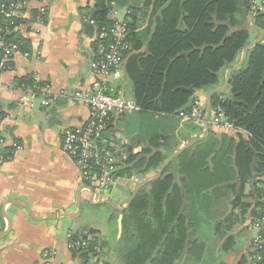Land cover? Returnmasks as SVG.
Segmentation results:
<instances>
[{
	"label": "crops",
	"instance_id": "crops-1",
	"mask_svg": "<svg viewBox=\"0 0 264 264\" xmlns=\"http://www.w3.org/2000/svg\"><path fill=\"white\" fill-rule=\"evenodd\" d=\"M259 4L260 0L251 3V11L247 16L243 14V30L248 32L249 43L264 33L254 24ZM94 6L95 0H31L29 9L22 16L21 28L16 33L27 42L29 56L14 55L9 69L0 72V109L5 115L0 123V134L4 139L1 149L15 148L10 160L0 157V264H44L47 253H53V264H119L121 260H117L116 255L125 260L130 246L127 237L131 233L128 209L124 212L115 210V219L91 211V208L101 204L93 201L92 193L82 187L78 180V166L61 149L64 130L82 126L88 118V108L78 100L77 94L91 95L92 85L97 80L91 65L99 54L98 49H94L98 33L94 27L91 34L84 29V25H93L90 18ZM133 6L139 12L135 31L146 37L139 52H132L131 47L129 54L147 55L159 12L153 14L149 10L144 15L141 12L143 0H127L122 7H111L107 19L123 20L129 7ZM119 10L124 11L121 19L117 17ZM38 15L42 18L40 24L35 20ZM240 54L229 68L222 71L217 87L223 85L226 71L238 63ZM127 60H124L121 78L113 84L112 95L133 103L137 109L122 114V119V115L115 116L106 133L118 147L138 154L149 148L148 141L155 131L159 132L161 140L165 137L162 145L169 141L172 118H149L140 112L134 100L133 85L125 74ZM26 77H30L35 85L21 84L20 80ZM28 93L32 98L27 97ZM207 93L196 91L194 101H201L205 107ZM230 93L228 87L221 94L222 98H230ZM42 101H49V104L42 106ZM176 116L173 122L178 125L174 135L179 145L176 148L172 145L174 152L188 142L184 137L195 139L203 135V129H192L195 131L190 134L189 127L181 122L178 113ZM212 116L209 133L216 136L219 145L225 142L236 144L239 138L248 139L240 129L224 132L212 126ZM120 133L126 135L121 137ZM194 153L196 151L190 148L189 156ZM137 179L135 176L129 179L128 187L124 183L125 193L123 198L118 199L116 208L126 206L132 191L142 183ZM261 179L264 178L255 179L245 186L241 203L249 202L247 197H250L255 183L260 185L258 182ZM238 194L239 191H236L233 198H228V207L235 203ZM125 200L126 203H123ZM230 209L232 216L239 219L234 223L238 232L235 230L226 236L233 238L231 250L222 251L224 240L213 239L207 233L206 241L197 240L202 245L200 253L191 256L192 261L188 263L186 259V264H238L240 260H244L243 264L249 263L250 250L247 233L244 226L241 227L243 219L240 210L232 206ZM108 224L114 226L113 241L108 237ZM209 224H212L211 221H208ZM69 237L93 242L92 252L85 254L87 252L70 249Z\"/></svg>",
	"mask_w": 264,
	"mask_h": 264
},
{
	"label": "trees",
	"instance_id": "trees-1",
	"mask_svg": "<svg viewBox=\"0 0 264 264\" xmlns=\"http://www.w3.org/2000/svg\"><path fill=\"white\" fill-rule=\"evenodd\" d=\"M114 2L119 8L127 0ZM94 7L90 18L93 25H84L88 34L93 27L99 33L114 23L107 19L111 11L108 2L95 0ZM149 10L153 14L159 12L160 17L148 44V54L130 56L127 52L124 55V60L128 58L125 74L133 85L134 100L140 112L149 118L171 117L172 135L162 145L159 132L155 131L148 141L149 148L138 154L125 149L126 160L119 164L118 177L130 178L134 173L147 175L160 168L174 152L172 145H179L174 135L178 124L173 122L177 113L196 91L209 92L216 88L222 71L229 68L249 44L248 32L243 30V14L247 16L251 11L249 0H143L141 12L146 15ZM137 13L136 7H129L125 17L132 52H139L146 37L135 31ZM254 24L264 31V14H257ZM6 38L27 52V42L16 33ZM97 46L96 40L94 49ZM245 61L229 80L231 97L213 96L211 115L221 110L233 127L244 131L248 139L239 138L236 144L219 145L216 136L209 133L203 142L191 148L196 153L189 156V149L174 158L157 180L138 192L127 210L131 233L127 237L130 246L124 264H180L182 261L186 264V259L187 263L192 261L191 256L202 249L193 238L195 227L200 221L204 224L210 221L219 198H233L236 191L239 194L230 205L240 210L242 219L248 217L254 221L264 216V183H255L250 204L240 202L245 186L264 178V44L249 50ZM20 83L29 87L35 85L30 77L21 79ZM4 117L0 109V119ZM114 118L109 116L102 134L106 144L100 142L98 148L110 149L109 141L114 142L106 133ZM187 129L190 134L195 131ZM184 140L192 139L184 137ZM13 150L12 147L0 149L2 160H10ZM236 221L239 219L230 215L214 224V233L220 232L219 238L224 240L222 251L232 248L233 238L226 236ZM88 244L90 247L85 254L93 250V242ZM258 256L260 261H256ZM243 262L240 260L238 264ZM248 264H264V246L260 251H251Z\"/></svg>",
	"mask_w": 264,
	"mask_h": 264
},
{
	"label": "built area",
	"instance_id": "built-area-1",
	"mask_svg": "<svg viewBox=\"0 0 264 264\" xmlns=\"http://www.w3.org/2000/svg\"><path fill=\"white\" fill-rule=\"evenodd\" d=\"M111 7L115 6L114 0H104ZM255 4L257 0H249ZM31 0H0V72L9 69L13 56L21 54L28 58L29 53L23 52L20 46L8 40L7 35L17 33L21 28L22 16L29 9ZM264 0L256 9L262 13ZM128 13V12H127ZM42 15V14H41ZM41 15L35 17L38 24L41 23ZM113 24L109 29H102L96 36L98 42V57L91 67L95 82L92 85L91 95L77 94L78 100L88 108V118L82 126L64 130L61 144L62 152L78 166V180L84 189L91 191L92 200L99 202L101 193L109 191L116 183L118 171L122 161L126 160V150L122 146L109 142L108 148H98V143L103 145L106 141L102 134L106 129L109 116H119L136 110L137 107L120 96L112 95L113 84L121 78L124 55L129 52L131 46L128 42L127 21L112 18ZM104 42H108L104 44ZM28 98L32 95L28 93ZM49 101H42V106H47ZM204 105L195 100L190 110L186 113H178L182 123L202 125L204 117ZM211 125L224 131L234 129L230 121L221 110L212 114ZM2 119H0V123ZM4 146V139L0 136V149ZM264 209V206H263ZM251 235L250 248L260 251L264 246V216L256 219L248 227ZM250 236V234H249ZM69 248L77 252H85L89 248L88 242L68 238ZM53 253L45 255L44 264H53ZM260 257L256 261H260Z\"/></svg>",
	"mask_w": 264,
	"mask_h": 264
},
{
	"label": "rangeland",
	"instance_id": "rangeland-1",
	"mask_svg": "<svg viewBox=\"0 0 264 264\" xmlns=\"http://www.w3.org/2000/svg\"><path fill=\"white\" fill-rule=\"evenodd\" d=\"M256 14H260L259 12H255ZM124 16V11H118L117 12V17L119 18V19H121L122 17ZM119 132V131H118ZM117 132V133H118ZM125 135H126V133H124ZM124 134L123 133H120V136L121 137H123L124 136ZM179 141V140H178ZM173 146L175 147L176 145H174L173 144ZM176 148V147H175ZM172 150V149H171ZM170 150V151H171ZM175 150V149H174ZM170 151H168V152H170ZM157 172V171H156ZM155 171L154 172H151L150 174H147V175H142V174H132L131 175V177L130 178H125V177H119L117 180H116V183L113 185V186H111L110 188H109V191H106V192H102L101 193V196H100V198L99 199H101L99 202L100 203H102V202H110L111 204H113L112 206L111 205H101V206H95V207H93V208H91V211H93V212H95V213H97V214H105L106 216H109V217H111V216H113V218L115 219V217L117 216V214L115 213L117 210L116 209H114L113 207H116L115 205L117 204V202H118V199H121V198H123V193H125V191H124V189H125V185H127V187H128V185H130V183H127V182H129L128 180L129 179H132L133 178V176H135V177H138L139 179H137L136 181H138V182H143L145 179H147V177H149V176H152L153 174H155L156 173ZM135 180V179H134ZM261 182H263L264 183V179L262 180H260ZM260 182V183H261ZM124 183H126L125 185H124ZM124 185V186H123ZM146 188V187H145ZM133 192V191H132ZM246 193H248V191H245ZM132 194V193H131ZM253 197H254V195H252V196H250V197H247L248 199L247 200H249V204L252 202V200H253ZM125 199V198H124ZM123 199V200H124ZM230 199V198H229ZM126 201L127 200H125V202H123V203H126ZM230 203V200H227V201H225V199H223V198H219V200H218V205H217V207H216V210H214L213 211V216L212 217H210V221H211V223L212 224H209V225H207L208 224V222L206 223V224H204V225H202V224H200V225H198L199 227H195V230H194V232H195V234H194V236H193V238H197V240L198 241H206V239H207V235H205V234H207L208 233V235L210 236V237H212L213 239H220L219 238V235H220V232L219 233H214V224L215 223H219V222H222V220H219V218H222V219H226V218H228L230 215H232L231 213H232V210L230 209V206L228 207V204H225V203ZM90 208V206H88L87 207V209H89ZM116 210V211H115ZM201 218H202V220L204 219V217L203 216H201ZM229 223H231L232 221H231V219H229ZM201 222V221H200ZM203 222V221H202ZM214 222V223H213ZM252 222H253V219H251V218H248V219H243V221H242V223H243V225H241V227L242 226H244V229H245V232L246 233H248V227H250V224H252ZM110 223H113L112 221H110ZM245 224V225H244ZM200 226H202V227H200ZM223 226H225V225H223ZM235 226V225H234ZM234 226H233V228L231 229V231H230V233H232V231L234 232L235 230H237V229H234ZM108 227H110L109 229H108V232L110 231V235L108 234V237L110 238V239H112L111 241H113V224H108ZM206 228V229H205ZM205 229V231L202 233V231ZM225 229V228H224ZM237 232H238V230H237ZM219 234V235H218ZM249 234H250V236L247 234V237H246V239H247V245H248V248H249V250H250V253H251V251H253L251 248H250V241H251V235H253L254 233L251 231V232H249ZM238 247V245H237V242H236V245H235V248H237ZM211 250V249H210ZM117 254V253H116ZM250 255V254H249ZM116 258H117V260H121L120 262H119V264H124V259L122 260V256H119V257H117V255H116Z\"/></svg>",
	"mask_w": 264,
	"mask_h": 264
},
{
	"label": "water",
	"instance_id": "water-1",
	"mask_svg": "<svg viewBox=\"0 0 264 264\" xmlns=\"http://www.w3.org/2000/svg\"><path fill=\"white\" fill-rule=\"evenodd\" d=\"M264 41V33L258 35L253 41H251L245 48H243V50L241 51L240 54V60L238 61V63L234 66H232L230 69H228L225 73V78H224V83L223 85L216 87L215 89L209 91L207 93V97H206V101H205V111H204V117H203V125L202 126H198L195 125L193 123H189V124H185L186 127H189L191 129H203V135L201 137L192 139L190 141H188L184 146L180 147L177 151L171 153L162 163V165L160 166V168L157 170V172L155 174H153L152 176L148 177L147 179H145L138 187H136V189L132 192L126 206L122 209H118L116 207H113L114 209H116L119 212H124L126 211L130 204L132 203V201L134 200V198L136 197V195L138 194V192L140 190H142L143 188L147 187L151 182L157 180L163 173V171L165 170V168L168 166V164L177 156L181 155L182 153H184L185 151H187L188 149L192 148L194 145L203 142L209 134L210 131V116H211V102H212V98L215 95H219L222 94L223 92H225L228 87H229V80H230V76L232 73L238 71L239 69L242 68L244 61L246 60L247 57V53L249 50L253 49L254 47H256L258 44H260L261 42ZM194 103V98L192 97L189 102L187 103V105L181 109V111H179L178 113H186L188 110H190V108L192 107ZM162 140L165 141V137H162ZM91 192V191H90ZM101 205H113L110 202H102L99 203Z\"/></svg>",
	"mask_w": 264,
	"mask_h": 264
},
{
	"label": "flooded vegetation",
	"instance_id": "flooded-vegetation-1",
	"mask_svg": "<svg viewBox=\"0 0 264 264\" xmlns=\"http://www.w3.org/2000/svg\"><path fill=\"white\" fill-rule=\"evenodd\" d=\"M202 125H203V123H202Z\"/></svg>",
	"mask_w": 264,
	"mask_h": 264
},
{
	"label": "clouds",
	"instance_id": "clouds-1",
	"mask_svg": "<svg viewBox=\"0 0 264 264\" xmlns=\"http://www.w3.org/2000/svg\"><path fill=\"white\" fill-rule=\"evenodd\" d=\"M205 108V107H204Z\"/></svg>",
	"mask_w": 264,
	"mask_h": 264
}]
</instances>
